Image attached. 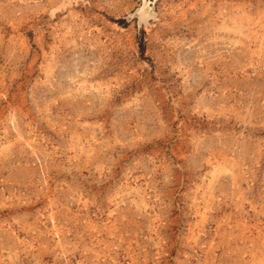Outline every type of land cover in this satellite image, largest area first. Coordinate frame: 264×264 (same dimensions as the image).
I'll return each instance as SVG.
<instances>
[{
  "label": "rangeland",
  "instance_id": "obj_1",
  "mask_svg": "<svg viewBox=\"0 0 264 264\" xmlns=\"http://www.w3.org/2000/svg\"><path fill=\"white\" fill-rule=\"evenodd\" d=\"M0 264H264V0H0Z\"/></svg>",
  "mask_w": 264,
  "mask_h": 264
}]
</instances>
